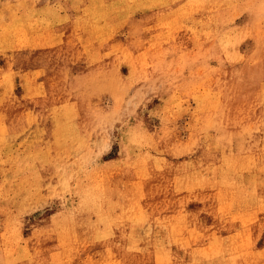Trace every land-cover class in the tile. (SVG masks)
<instances>
[{"label":"rangeland","instance_id":"1","mask_svg":"<svg viewBox=\"0 0 264 264\" xmlns=\"http://www.w3.org/2000/svg\"><path fill=\"white\" fill-rule=\"evenodd\" d=\"M0 264H264V0H0Z\"/></svg>","mask_w":264,"mask_h":264},{"label":"bare ground","instance_id":"2","mask_svg":"<svg viewBox=\"0 0 264 264\" xmlns=\"http://www.w3.org/2000/svg\"><path fill=\"white\" fill-rule=\"evenodd\" d=\"M226 135H227V132H225L224 130L219 134V135H217V136H213V138H209V141H213V140H215L213 143H214V145H213V147L216 149L217 148V150L219 151V150H221V146H223V144L222 145H220V143H219V140H220V138L223 140V142L225 141V138H226ZM216 145H217V147H216ZM213 147H212V149H213ZM204 153H207L206 151H204L203 150V152H202V154H204ZM222 154V152L221 151H219V152H217V153H214V154H212V158H216L218 155H221Z\"/></svg>","mask_w":264,"mask_h":264}]
</instances>
